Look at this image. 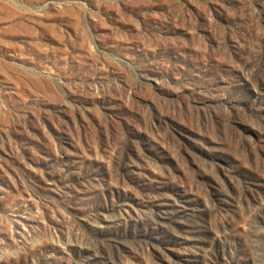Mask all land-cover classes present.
Instances as JSON below:
<instances>
[{"label": "rangeland", "instance_id": "1", "mask_svg": "<svg viewBox=\"0 0 264 264\" xmlns=\"http://www.w3.org/2000/svg\"><path fill=\"white\" fill-rule=\"evenodd\" d=\"M0 264H264V0H0Z\"/></svg>", "mask_w": 264, "mask_h": 264}]
</instances>
